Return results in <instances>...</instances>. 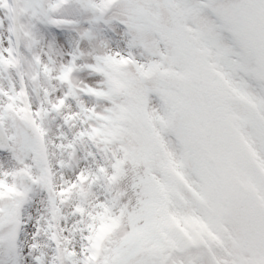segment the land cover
<instances>
[{
    "label": "snow or ice",
    "instance_id": "1",
    "mask_svg": "<svg viewBox=\"0 0 264 264\" xmlns=\"http://www.w3.org/2000/svg\"><path fill=\"white\" fill-rule=\"evenodd\" d=\"M0 264H264V0H0Z\"/></svg>",
    "mask_w": 264,
    "mask_h": 264
}]
</instances>
